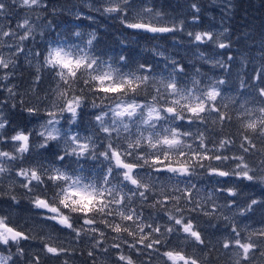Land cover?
Returning a JSON list of instances; mask_svg holds the SVG:
<instances>
[{
  "label": "snow or ice",
  "instance_id": "1",
  "mask_svg": "<svg viewBox=\"0 0 264 264\" xmlns=\"http://www.w3.org/2000/svg\"><path fill=\"white\" fill-rule=\"evenodd\" d=\"M14 7L47 8L44 0H0V16ZM191 7L199 12L195 3ZM95 11L130 34L155 39L185 32L183 21H170L146 0H101ZM82 36L75 31L29 52L37 59V72L53 77L43 98L46 107L20 102L23 112L40 119L38 130L12 128L0 108V184L15 169L0 199L6 198L9 207L27 201L44 227L58 226V233L78 242L86 237L88 256L102 252L108 256L105 264H137L140 256L152 264L153 255L159 264H206L213 246L197 222L200 217L217 220L208 227L223 235L218 243L232 253V264H254L257 252L264 257V222L241 227L240 220L264 208V200L241 199L247 187L264 189V63L247 78L238 74L229 95L226 77L207 76L200 68L189 76L186 66L164 51L153 49L164 61L160 69L124 54L105 58L95 51L94 31L87 40ZM186 36L198 60L231 73L232 55L224 61L201 50L230 48L223 32L187 31ZM35 37L27 16L15 29L0 28V45L11 50L8 57L0 54V81L13 75L15 57ZM40 81L37 75L35 82ZM0 89L8 99L17 95L7 83ZM85 116L90 119L82 135ZM36 148L42 151L34 156ZM17 186L23 190L20 198ZM32 241L52 257L70 252L59 235L37 234L0 213V264L28 258L26 246ZM28 264H41L40 256L31 255Z\"/></svg>",
  "mask_w": 264,
  "mask_h": 264
},
{
  "label": "trees",
  "instance_id": "2",
  "mask_svg": "<svg viewBox=\"0 0 264 264\" xmlns=\"http://www.w3.org/2000/svg\"><path fill=\"white\" fill-rule=\"evenodd\" d=\"M210 1L211 0H199V12L197 13L189 8V10L192 11V14L195 12L198 15V26L211 27L220 23L217 19V11H211L216 19L206 13L205 9L209 6ZM146 2L149 5H154L156 9L165 13L166 17L173 15L177 16L180 14L185 17L192 15L191 13H188V9H186V4L189 0H146ZM67 4L68 3L65 1V7ZM232 5L231 15H229V13L227 14L228 19L226 20L225 28L227 31L225 32L224 30V36L221 37L225 43H230L231 46L226 50L217 48L215 51V53H223L220 56L221 60L224 61H227L228 55L234 57V59L229 62L231 64L230 74L223 69L212 68L210 65L203 63V61L196 64L195 59L191 54L193 47L190 45L187 46L186 44L184 46H179L180 50L176 48L172 49L171 52L175 60L182 62L186 66V71L190 69L195 71V65H198L204 72H206V74L218 72L222 77H226L229 81V85H225L224 87L225 92L229 95L233 94L230 85H238V74L247 78V76L254 74L253 69L259 68L260 65L264 63V59H262V56H264V0H232ZM85 10L86 11L73 13L65 8L57 7L52 13L50 19V22L54 24V27L51 29H53V34L55 35V39L50 37L51 40L70 37L71 33L75 31H80L83 34V40H87L88 34L94 31L97 37V40L94 42L95 51L97 53L104 54L106 57L124 54L130 56L137 63L148 61L158 67L164 65L163 60L161 61L156 56L155 59L153 53H151L154 39L151 38L150 34H130L128 31L122 29L118 21L102 16L92 9ZM78 15L81 17L80 19H77ZM89 16L93 18L90 20L88 19ZM189 25L195 27L191 24V21L189 22ZM59 29H61L62 35L57 37V30ZM121 41H123V43H121ZM149 46H151V48ZM30 48L32 49V52L37 50L35 43H31ZM213 53L212 50L207 51V56H213L217 59ZM15 59L16 66L11 70L13 75L10 76L8 81L10 87H13L17 95L14 99H8L7 91L0 90V94L2 95L0 98L3 102L7 101L8 107H6V114L7 118L11 121V127H22L21 124L24 123L25 125L28 115L26 112L22 111L20 105L21 100H23L24 104L27 106L35 105L42 109L43 105L47 102L44 101L43 98L53 87V77L47 71L37 72L38 64L37 59L34 56L32 60H34L35 63L28 62L19 56ZM37 75L41 76L40 82H35V77ZM12 103L17 104L15 109L11 108ZM230 131L234 132L235 127ZM35 139L36 137H34V141ZM36 142H38V140H36ZM41 151L42 150L36 148L34 149L33 155L35 156L36 152ZM40 158L41 157H36V159ZM88 163L90 164L91 162ZM85 168L86 171L89 170L87 164L85 165ZM7 188L5 190H7ZM262 191H264V189L260 186L247 187L243 190L241 199L243 200L247 197H253L258 200H264V195H261ZM15 195H17L18 198L23 196V190L18 186L15 189ZM3 200L6 208L3 209L2 213L6 212L11 214L18 223L29 227L37 234L47 235L50 233L53 236L59 235L60 240L63 241V246L70 249L68 254L56 258L45 254L42 250L39 252L29 251L27 247L30 244L34 246L39 243L38 241L30 242L29 245L26 246V251L29 253V256L38 254L41 259V264H63L65 260L68 261V264H93L94 260L96 264H105V262L108 261V256L99 251L96 252L95 257L88 256V251L91 249V242L86 237L78 242L67 237L65 233H58L55 230L58 226L44 227L40 222V218L33 215L35 210L31 209V206L27 201L22 200L19 206L9 207L6 198ZM217 202L222 203L223 201L221 200ZM148 211L151 210H146V214ZM225 214L232 216L233 213L225 210ZM248 216L249 218L247 220L240 218L242 221L241 227H244V225L258 227L261 222H264V208L256 207L255 211L249 213ZM197 222L201 224L206 240L211 242L210 246H213V250L211 251L206 264H232V253L225 251L218 243V241L223 239V235L220 232H214L212 228L208 227L209 223H217V220L213 218V220L209 222L207 218L200 217ZM40 246L41 244L39 243V247ZM187 251L192 253V248L187 247ZM205 251H207V249H205ZM196 254L200 256L203 255V253ZM135 258L137 264H149L147 256ZM17 259L19 260V264H28V258ZM152 264H159L155 255L152 257ZM254 264H264V257H261L259 252L256 253Z\"/></svg>",
  "mask_w": 264,
  "mask_h": 264
},
{
  "label": "rangeland",
  "instance_id": "3",
  "mask_svg": "<svg viewBox=\"0 0 264 264\" xmlns=\"http://www.w3.org/2000/svg\"><path fill=\"white\" fill-rule=\"evenodd\" d=\"M65 1L68 3L67 6L65 7ZM188 1V0H187ZM196 1V2H195ZM11 2V0H9V3ZM44 3L46 4L47 8L46 11L45 10H36V11H28L26 9H22L19 7H14L12 9L11 12H9L6 16H0V28H2L3 30H8L9 27L15 29L16 25L18 22H20L23 18H25L26 16L30 19V22L33 24V26L35 27V33H36V37L35 40L29 39L28 41H25V51L23 54L19 55L20 58L28 61V62H32L35 63L33 59V56L29 55V52H32V49L30 48L31 43H35L37 46V50H42L43 45H46L48 41H52V39H55V35L53 34V28L54 24L50 22V19L52 17V13L55 11V9L57 7H61V8H65L66 10L73 12V13H77L80 11H86L85 9H92L93 11H95V7H99L101 0H44ZM195 3L197 6L199 4V0H189V2L186 4V9H188V13L192 14V11L189 10V8L192 9V4ZM152 4V3H150ZM214 7V8H213ZM233 7L232 5V0H211L209 2V6L205 9L206 13H208L212 18L216 19L215 15H213L211 13L212 12H216L218 13V20L220 23H218L217 25H213L211 27H205V26H198L197 21L194 22L193 17L194 16H198L195 12H193V14L189 17H185L183 15H177V16H169L167 17L170 21L171 20H175L176 22L179 21H183L184 25H185V32L184 33H176L175 35L173 34H166L165 37L160 38L157 37L154 39V42L152 43V48L151 46H149L152 50L151 53H153V49L156 50H160V51H164L166 56H170L173 58L172 55V49H179V46H184L187 44V46H189L188 44V40H187V36H186V32L187 31H213L214 33H221L225 30L226 28V20L228 19L227 14L229 13V15H231V8ZM85 8V9H84ZM208 10V11H207ZM224 18V19H223ZM225 20V22H224ZM191 21V24H193L195 27H191L189 25V22ZM51 25L50 27H46V25ZM200 24V23H199ZM197 28V29H196ZM20 32V34H22L23 30H18ZM43 31L45 33L44 37L41 38L40 36V32ZM61 34V29L57 30V37H59ZM51 37V38H50ZM57 39V38H56ZM5 40H8V38H5ZM9 42H14V41H9ZM151 44V43H149ZM202 51L205 52V54L207 55V51L212 50V52H214L213 54L217 57V59L221 60V56L219 55V53H215V51L217 50L216 47L209 45L208 49H201ZM10 49H8L6 46L0 45V54H3L5 57H8L10 54ZM100 54V53H97ZM191 54L193 56V58L195 59V63H199L201 62L200 60L197 59V52L196 50L193 48V50H191ZM148 55H152V54H148ZM220 56V57H219ZM108 57V56H107ZM105 56V58H107ZM146 57V56H145ZM16 58V57H15ZM154 58L156 59V57L154 56ZM158 59H160L161 61L163 60L160 57H157ZM152 59V58H151ZM191 60V59H189ZM157 63V62H156ZM158 68L162 69L164 68V65L159 66ZM195 68H200L198 65H195ZM12 69H10L11 71ZM201 73L206 74V72H204L201 68ZM189 76L193 75L195 71H192V69L187 71ZM3 74V70H0V75ZM207 76H221L220 73H210V74H206ZM7 83L10 86L9 81H0V84H4ZM2 90V89H0ZM0 96H2L0 94ZM47 102L43 105L42 109L44 107H46ZM0 108H2L3 110V114L4 116L7 117L6 114V107H3V101L0 98ZM89 117L85 116L83 119V123L80 127V131L82 135L87 134L84 130L88 127V121H89ZM40 119L37 118H33L28 116L27 122L22 123L21 126L22 127H16V126H12V128H28V129H35L38 130L39 129V124H40ZM36 140H39L38 137H36ZM8 150V149H5ZM34 153V152H33ZM14 172L15 169L13 170V172L10 175H5V177L3 178L2 184H0V190H4L8 187L11 178L14 176ZM4 186V187H2ZM6 208V205L4 203L3 199H0V213L3 212V209ZM27 249L31 252H39L42 249V245L39 247V243L33 245H29L27 247ZM31 256H29L28 258H30Z\"/></svg>",
  "mask_w": 264,
  "mask_h": 264
},
{
  "label": "bare ground",
  "instance_id": "4",
  "mask_svg": "<svg viewBox=\"0 0 264 264\" xmlns=\"http://www.w3.org/2000/svg\"><path fill=\"white\" fill-rule=\"evenodd\" d=\"M197 29V28H196Z\"/></svg>",
  "mask_w": 264,
  "mask_h": 264
}]
</instances>
